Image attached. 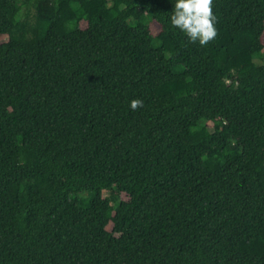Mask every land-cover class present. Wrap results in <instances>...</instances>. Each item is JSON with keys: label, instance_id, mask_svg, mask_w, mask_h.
I'll return each mask as SVG.
<instances>
[{"label": "trees", "instance_id": "trees-1", "mask_svg": "<svg viewBox=\"0 0 264 264\" xmlns=\"http://www.w3.org/2000/svg\"><path fill=\"white\" fill-rule=\"evenodd\" d=\"M174 5L0 0V264H264V0Z\"/></svg>", "mask_w": 264, "mask_h": 264}, {"label": "clouds", "instance_id": "clouds-1", "mask_svg": "<svg viewBox=\"0 0 264 264\" xmlns=\"http://www.w3.org/2000/svg\"><path fill=\"white\" fill-rule=\"evenodd\" d=\"M217 17L213 12V0H175L170 13V23L179 29L190 43L206 46L218 35ZM142 99H132L130 108L135 111L142 108Z\"/></svg>", "mask_w": 264, "mask_h": 264}, {"label": "rangeland", "instance_id": "rangeland-1", "mask_svg": "<svg viewBox=\"0 0 264 264\" xmlns=\"http://www.w3.org/2000/svg\"><path fill=\"white\" fill-rule=\"evenodd\" d=\"M261 56H257L256 58H255V63L257 64V65H261V64H264V54H263V56L260 58ZM108 195V193H106L105 194V196H107ZM122 198L123 199H126L127 197L125 196V195H123L122 196Z\"/></svg>", "mask_w": 264, "mask_h": 264}]
</instances>
